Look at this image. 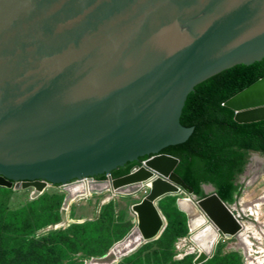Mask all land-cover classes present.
<instances>
[{
  "label": "water",
  "instance_id": "95a60500",
  "mask_svg": "<svg viewBox=\"0 0 264 264\" xmlns=\"http://www.w3.org/2000/svg\"><path fill=\"white\" fill-rule=\"evenodd\" d=\"M262 59L264 0H0V187L32 186L38 196L59 185L68 192L64 217L68 186L84 179L108 184L92 194L148 189L131 207L137 223L122 240L126 246L136 234L138 243L122 252L116 243L107 259L160 236L157 202L179 191L197 206L216 201L222 215L202 212L219 238L235 237L239 228L225 226L238 221L230 204L211 185L197 198L174 173L178 159L160 151L192 134L180 116L198 84ZM224 106L238 124L264 121V77ZM162 159L177 186L153 166ZM210 254L199 251L194 264Z\"/></svg>",
  "mask_w": 264,
  "mask_h": 264
},
{
  "label": "rangeland",
  "instance_id": "374dc122",
  "mask_svg": "<svg viewBox=\"0 0 264 264\" xmlns=\"http://www.w3.org/2000/svg\"><path fill=\"white\" fill-rule=\"evenodd\" d=\"M248 165L244 173L237 178V184L243 186L245 180L250 178L248 173L261 167L259 163L250 162V158ZM262 167L264 170V166ZM260 172L261 175L251 187L241 188L240 195L234 202L237 206H234V203L230 205L236 210L233 212L235 216H238V213L243 215L241 218L237 217L238 221L247 222L243 225L248 229L246 239H220L209 258L199 264H264V204L256 211H248L245 214H241L240 210L241 206L264 198V171ZM147 191L148 189L141 188L134 195L105 191L90 196H79L67 208L64 217L63 207L68 192L59 185H49L38 196L32 186H16L13 189L0 187V221L10 212L26 211L30 217L27 225L34 227L47 220H53L60 213L59 222L35 231L31 238L34 237L37 241H51V236L67 234L69 239H75L74 241L80 244L81 249L69 253L59 262L49 260L48 264H121L128 258L132 262L137 258L140 264H194L199 251L191 240L193 233L186 216L177 206L178 198H186L185 194L168 195L157 202L158 211L164 219V230L160 236L141 244L120 259L107 261L111 249L136 226V216L131 207L139 202ZM49 208L51 211L45 213ZM27 215H24V220ZM4 230L3 225L0 228V244L3 246L0 249L1 260L5 254H9L8 251L16 252L14 248L23 243L21 237L4 233ZM84 236L85 240L82 239Z\"/></svg>",
  "mask_w": 264,
  "mask_h": 264
},
{
  "label": "trees",
  "instance_id": "16d2710c",
  "mask_svg": "<svg viewBox=\"0 0 264 264\" xmlns=\"http://www.w3.org/2000/svg\"><path fill=\"white\" fill-rule=\"evenodd\" d=\"M262 77L264 59L225 70L198 84L187 96L180 124L186 128L192 127L193 132L184 143L166 147L160 154L178 159L174 173L193 190L197 198H204L206 194L203 186L211 185L223 202L233 204L243 189L236 181L245 171L249 153L252 151L264 155V121L238 124L234 121V112L224 106L229 98ZM148 158L143 157L140 162ZM135 164L127 163L113 170L111 177L116 179L127 175ZM95 179L105 180L106 176ZM49 211L51 208L45 213ZM24 215H27L26 211L10 212L0 221V228L3 225L5 227L4 233L17 235L23 240L20 246L14 248L16 252L10 250L3 260L0 259V264H48L49 260L59 262L69 253L81 249L80 244L75 239H69L67 234L51 236L53 243L52 240L37 241L31 238L35 231L59 222L60 213L53 220L34 227L27 225L30 217L27 215L25 221ZM134 263L140 264L137 258L134 262L129 258L124 259L121 264Z\"/></svg>",
  "mask_w": 264,
  "mask_h": 264
},
{
  "label": "bare ground",
  "instance_id": "6f19581e",
  "mask_svg": "<svg viewBox=\"0 0 264 264\" xmlns=\"http://www.w3.org/2000/svg\"><path fill=\"white\" fill-rule=\"evenodd\" d=\"M259 163L261 165L260 171L262 170V166H264V160L262 159H253V164ZM153 166L160 172L166 175V178L168 180L170 179L171 183H173V186H177L174 182V180L170 177V168H171V163L168 160H157L153 163ZM259 170L252 171V173H248L249 179L245 180L246 185H248L245 189L249 188L252 186V184L257 180L258 176L261 175V172ZM264 171V170H263ZM108 184H102V185H97L92 183L91 180L84 179L80 181L77 184L68 186V189H70L71 192V198H69L67 206L69 207L70 204L76 199V196L78 195H92L93 192H98L100 189H106ZM47 185L45 186L46 189ZM146 189V188H145ZM179 195L184 194L182 191H179ZM179 202V207L182 210V213L186 216V219L188 221L189 228L191 232L193 233L192 235V242L195 244L197 247L198 251H203L205 253H212L215 245L218 243V241L221 239L217 235V230L216 228L208 221L206 216L204 215L205 211L203 209H207L208 213H212L213 217L222 215V210L219 204L214 201V200H208L207 202H201L197 206L195 203H193L188 197L186 198H178ZM264 204V198H259L256 201L252 202L251 204H248L246 206H241L240 210L242 211L241 214H245L248 211H256L257 209L260 208L261 205ZM234 206H237L236 204ZM67 207V208H68ZM205 207V208H204ZM259 207V208H258ZM230 210L233 212L236 211L230 206ZM243 215H240L238 213V216H235V218H241ZM162 224L164 220L161 217ZM213 221V220H212ZM214 222V221H213ZM247 222H236L233 221V223L229 222L226 224L227 229H237V234L235 235V238L238 240H245L246 239V234L248 232V229H246L245 225ZM130 241L128 244L125 243L127 240L122 241L117 244L115 250H119L122 252L123 250H127L129 247H132L136 245L138 242V235L134 234L130 237ZM253 247V246H252ZM113 248V249H114ZM243 248V247H242ZM244 249V248H243ZM112 251V250H111ZM114 252V251H112ZM111 256H113V253H111ZM109 256V259L107 261L114 260ZM114 257V256H113Z\"/></svg>",
  "mask_w": 264,
  "mask_h": 264
},
{
  "label": "flooded vegetation",
  "instance_id": "af4514ba",
  "mask_svg": "<svg viewBox=\"0 0 264 264\" xmlns=\"http://www.w3.org/2000/svg\"><path fill=\"white\" fill-rule=\"evenodd\" d=\"M135 163H136V164H135L133 167H135V166H139L141 162H140V160H139L138 162H135ZM247 164H248V163H247ZM246 166H247V165H246ZM133 167H132V168H133Z\"/></svg>",
  "mask_w": 264,
  "mask_h": 264
},
{
  "label": "clouds",
  "instance_id": "9594fccd",
  "mask_svg": "<svg viewBox=\"0 0 264 264\" xmlns=\"http://www.w3.org/2000/svg\"><path fill=\"white\" fill-rule=\"evenodd\" d=\"M141 164V163H140Z\"/></svg>",
  "mask_w": 264,
  "mask_h": 264
}]
</instances>
